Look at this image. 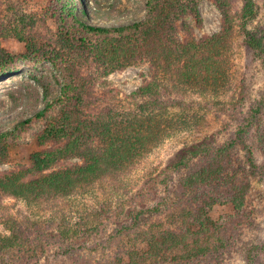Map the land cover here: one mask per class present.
Instances as JSON below:
<instances>
[{
    "label": "rangeland",
    "instance_id": "obj_1",
    "mask_svg": "<svg viewBox=\"0 0 264 264\" xmlns=\"http://www.w3.org/2000/svg\"><path fill=\"white\" fill-rule=\"evenodd\" d=\"M147 1L0 0V31L7 33L0 34V49L17 57L12 64L8 94L9 90L5 92L2 87L10 74H3L7 64L0 60V137L7 147L0 172L28 167L31 154L52 147L51 143L41 145L38 135L58 114L55 100L67 83L77 85L86 114L96 116L107 109L126 112L132 108L129 98L138 88L144 82L155 85L160 78V97H173L174 101L185 103V114L192 117L189 128L178 130L153 147L134 164L129 174L106 178L85 194L57 204L35 203L0 194V234H9L3 226L9 215L36 230H48L59 220L71 223L83 214L93 215L104 205L118 209V203L129 199L137 204L144 203L148 211H159L147 212L150 216L140 222L143 229L158 227L156 225H162V229L173 228L178 219L169 217L170 213L191 207L193 199L179 188L186 169L168 171L166 168L185 148L195 144L202 145L200 150L220 147L235 140L238 125L243 127L251 121L245 143L254 154L256 168L244 164L246 154L240 144L230 148L220 159L224 173H235L238 184L244 183V204L235 210L231 198L217 200L206 212L213 223H222L220 230L210 232V236L219 239L216 244L220 247L197 259L162 264H264V69L260 59L246 46L243 30L236 25L226 52L227 82L209 93L184 90V85L180 87L175 83L177 60L166 55L162 47L168 48L172 39L181 43L218 34L222 23L220 11L213 0H195L198 13L195 18L188 0H161L171 11L170 16H166L150 10ZM252 1L257 14L248 22L247 29L264 40V0ZM230 3L232 12L239 13L244 0H230ZM63 21L73 30L80 29L78 23H82L110 32L72 31L67 34L62 27ZM140 22H145L146 27L151 25V29L157 24L160 33L148 34L142 52L133 54L128 64L110 73L113 66L99 53L100 49L117 37L113 28ZM169 22L175 27L174 31L167 30ZM28 45L33 52L25 57ZM46 106V113L38 118L36 115ZM178 112L177 107L170 110V113ZM28 118L32 121L24 125ZM206 161L201 154L192 163L200 165ZM80 163L78 158H66L55 168ZM32 233L34 230L27 232V236L33 237ZM133 235V231L117 233L114 224L105 223L100 233L87 243L91 250L65 254L61 244L52 243L37 264H132L126 253L141 256L146 249L136 241L139 237ZM130 243L135 244L133 248ZM134 264L146 263L137 260Z\"/></svg>",
    "mask_w": 264,
    "mask_h": 264
},
{
    "label": "trees",
    "instance_id": "obj_2",
    "mask_svg": "<svg viewBox=\"0 0 264 264\" xmlns=\"http://www.w3.org/2000/svg\"><path fill=\"white\" fill-rule=\"evenodd\" d=\"M188 1L192 4L191 7L189 5V9L197 18L196 1ZM213 1L222 17L221 30L218 34L198 41L190 39L181 43L172 39L168 48L162 47L166 55L177 60L174 69L177 75L175 83L180 87L184 85V90L190 88L200 93H209L227 82L229 66L226 52L236 25L243 30L246 46L255 52L264 69V40L262 36L259 37L247 29L248 22L257 14L255 3L252 0H244L241 11L233 13L230 0ZM147 5L150 10L159 11L166 16L171 14L161 0H148ZM63 24L62 27L67 34H72V31L105 34L110 32L82 23H78L81 30L78 28L73 30L64 21ZM168 29L175 30L171 22ZM158 31L160 30L157 24L151 29V25L146 27L145 22L113 28L117 37L111 38L107 44L104 43V47L99 51L113 66L110 73L114 68L128 64L127 60L130 56H135L133 54L139 51L141 53L142 46L147 42V35ZM0 34L7 33L0 31ZM114 39H117L118 43L115 44ZM31 48L28 45V52L23 56L28 57L33 52ZM16 59L17 57L0 49V60L6 61L7 64L3 68L4 75L12 76V64ZM158 79L155 85L144 82L138 88L129 98L132 108L126 112H112L107 109L96 116L86 114L85 103L77 92V85L67 83L55 100L59 108L58 114L38 135L41 145L51 143L52 147L31 154L28 167L0 172V194L35 203L57 204L77 194H85L106 178L129 174L134 164L153 147L192 124V117L185 114L187 111L183 107L185 103H178L172 99L173 97H160L158 89H162V85L160 78ZM173 87L178 88L175 85ZM10 90L6 91L7 94ZM175 107L179 112L170 113ZM255 110L257 113L259 108ZM46 111L47 106L36 116L43 117ZM31 121L32 118L26 119L24 125ZM250 125L251 121L243 127L238 125L235 140L224 146L205 147L200 150L202 145L195 144L183 149L166 168L168 171L186 169L179 182V188L185 196L193 199L191 207H183L170 213L169 217L178 219L173 228L162 229V225H156L158 227L143 229L140 222L150 216L147 212L159 211H148L149 208L144 203L137 204L134 199L118 203V209L112 208L111 205L100 206L93 215L83 214L71 223L69 219V222L65 219L59 220L55 227L48 230H39L40 228L36 230L32 225L21 224L9 215L3 223L9 234L8 236L0 234V264H37L39 257L46 253L47 247L52 243L61 244L64 248L62 252L65 254L91 250L87 243L100 233L105 223L114 224L117 233L133 231V236L139 237L136 241L146 246L141 256L133 257L132 252L126 253L128 261L132 264L137 263V260L146 264L184 262L215 252L220 247L216 244L219 239L210 236V232L220 230L222 223H213L207 216V210L217 200L227 198H231L235 210H239L244 204L242 194L244 183L238 184L235 173H224V165L220 159L230 148L240 144L246 154L244 164L256 168L254 154L245 143V135ZM6 154L7 147L0 137V163L5 161ZM201 154L207 161L200 165L192 163V160H198ZM72 157L78 158L81 163L55 168L60 160ZM200 162L204 161L200 159ZM194 193L199 194L198 197ZM31 230H34V233L30 238L27 232ZM134 245L130 243L131 248ZM27 259L29 263H26Z\"/></svg>",
    "mask_w": 264,
    "mask_h": 264
},
{
    "label": "bare ground",
    "instance_id": "obj_3",
    "mask_svg": "<svg viewBox=\"0 0 264 264\" xmlns=\"http://www.w3.org/2000/svg\"><path fill=\"white\" fill-rule=\"evenodd\" d=\"M7 78L8 80L3 83V87H2V89H4L5 92L11 87L12 84V76L10 75Z\"/></svg>",
    "mask_w": 264,
    "mask_h": 264
},
{
    "label": "water",
    "instance_id": "obj_4",
    "mask_svg": "<svg viewBox=\"0 0 264 264\" xmlns=\"http://www.w3.org/2000/svg\"><path fill=\"white\" fill-rule=\"evenodd\" d=\"M3 79H4V78H3ZM3 79H2V80H3Z\"/></svg>",
    "mask_w": 264,
    "mask_h": 264
}]
</instances>
